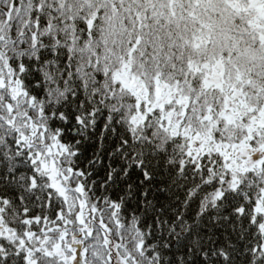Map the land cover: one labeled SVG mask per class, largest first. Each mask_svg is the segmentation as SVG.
Returning a JSON list of instances; mask_svg holds the SVG:
<instances>
[{
    "label": "snow or ice",
    "instance_id": "obj_1",
    "mask_svg": "<svg viewBox=\"0 0 264 264\" xmlns=\"http://www.w3.org/2000/svg\"><path fill=\"white\" fill-rule=\"evenodd\" d=\"M0 264H264V0H0Z\"/></svg>",
    "mask_w": 264,
    "mask_h": 264
}]
</instances>
